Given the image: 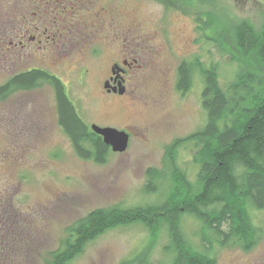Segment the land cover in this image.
I'll return each mask as SVG.
<instances>
[{
  "label": "rangeland",
  "instance_id": "obj_1",
  "mask_svg": "<svg viewBox=\"0 0 264 264\" xmlns=\"http://www.w3.org/2000/svg\"><path fill=\"white\" fill-rule=\"evenodd\" d=\"M38 1L0 0V85L31 68L48 71L61 80L89 129L92 124L114 126L130 138L125 152H111L105 164L96 165L80 160L58 127L50 86L16 91L0 101V207L6 216L0 264H43L59 248L66 228L92 210L158 201L159 196L144 194L145 171L162 169L165 147L201 129L206 120L200 104L202 79L193 75L190 91L182 96L175 88L178 64L198 58L214 66L226 86L243 66L234 47L233 23L247 20L260 28L264 14V0H214L226 18L211 16L207 28L201 21H206L203 12L208 8L199 0H192L195 9L201 7L198 15L165 8L156 0H93L95 7L87 1L74 18ZM102 5L110 10L103 12ZM58 13L78 35L65 48L63 43L59 51L54 47L56 53L37 42L21 50V32H39L42 42L51 38ZM111 28L118 43L107 42ZM215 34L221 46L207 39ZM127 45L145 67L131 75V96L109 98L101 81L111 57ZM194 154L188 144L175 157V165L191 182L197 171ZM252 222L261 228L256 246L244 252L213 243L215 264H264V211L252 212ZM200 230L199 222L184 216V239L202 251ZM149 243L140 225L117 228L89 244L70 264H123ZM168 243L162 228L145 264H171Z\"/></svg>",
  "mask_w": 264,
  "mask_h": 264
},
{
  "label": "trees",
  "instance_id": "obj_2",
  "mask_svg": "<svg viewBox=\"0 0 264 264\" xmlns=\"http://www.w3.org/2000/svg\"><path fill=\"white\" fill-rule=\"evenodd\" d=\"M156 1L185 14L198 15L201 8L195 9L192 0ZM199 4L208 8L203 12L206 21H201L205 27L210 28L211 16L226 18L214 0H199ZM232 35L243 66L239 65L226 86L220 84L217 69L198 58L183 60L176 68L175 88L182 96L190 91L193 75L201 77L200 104L206 120L201 129L165 147L162 169L145 171L144 194L160 199L90 211L66 228L59 248L49 252L43 264H70L108 231L133 225L142 226L151 243L165 228L169 240L165 251L171 264H215L210 256L213 243L244 252L256 246L261 228L253 224L252 212L264 211V14L260 28L247 20L234 22ZM207 39L221 46L218 34ZM247 60L250 63H245ZM42 84L53 90L57 125L75 155L96 165L105 164L110 148L79 116L58 77L40 68L18 73L0 85V101ZM188 144L195 152L194 182L175 165L178 149ZM184 216L200 223L202 251L184 239ZM151 243L123 264H145Z\"/></svg>",
  "mask_w": 264,
  "mask_h": 264
},
{
  "label": "flooded vegetation",
  "instance_id": "obj_3",
  "mask_svg": "<svg viewBox=\"0 0 264 264\" xmlns=\"http://www.w3.org/2000/svg\"><path fill=\"white\" fill-rule=\"evenodd\" d=\"M40 1L42 2V0H39L38 2ZM87 1H88V5L94 6L95 2L93 0H44V2L42 3L43 5L45 3L51 6L53 5L52 7L54 9H57V11L58 10L65 11V13L70 14L69 15L70 17L74 18L75 15L79 11L82 10V8L87 3ZM103 7H104L103 5L100 7L103 12L106 11L107 9L110 10L109 7L108 8H103ZM53 18L55 19H54V22L51 23V27H54V29L55 28L56 29L55 31H53L54 34L51 36V38L49 39L46 38V40L42 42V40L40 39L42 36L39 34V32H37L35 36H29L28 35L29 31H25L24 35L21 32L22 41H19L18 43L20 45L21 50H24V49L30 50L32 46L31 45L29 46V43L32 42L34 45L35 42H37L38 45L44 43L45 49L47 48V46H49V49H46V51L51 50L55 52L56 50L54 51L53 49L54 47L58 50L61 46L60 44L63 43L62 44L63 48H65V45H67V43H70V41L78 35V31L73 32L72 26L74 25L69 24L71 23L69 19H65V18L61 19L60 13L55 14V17ZM80 21H81L80 19L77 20V22H80ZM112 26L113 25H111V27ZM35 29L36 28H34L33 30ZM108 35L109 36H107L108 37L107 42L109 44H112V43L114 44V43L119 42L118 40L119 37H116V35L112 31V28ZM109 47L112 48V45ZM93 52L95 53L98 51L94 49ZM66 53L67 52H64L63 54L68 55V53L67 54ZM144 67L145 66L143 64H140V58L137 56V52L135 49L128 47V45L126 47L122 46L121 50L117 51L116 55L111 57L108 70H107V74L101 81V86L104 90L103 94L109 98H123L125 96H131L130 89H129L130 81H132L131 75H133V73L136 70L142 69ZM105 127L116 128L114 126H105ZM126 133L129 135V138H130V134L128 132ZM5 158L6 160L9 159L6 155H5ZM5 217L6 216H4V212H2L1 207H0V247H2L1 240L5 238L4 237V234L6 231V227L4 224Z\"/></svg>",
  "mask_w": 264,
  "mask_h": 264
},
{
  "label": "water",
  "instance_id": "obj_4",
  "mask_svg": "<svg viewBox=\"0 0 264 264\" xmlns=\"http://www.w3.org/2000/svg\"><path fill=\"white\" fill-rule=\"evenodd\" d=\"M93 133L101 137L103 143L110 148L113 153H123L126 151L129 135L116 128L112 127H100L95 124L90 126Z\"/></svg>",
  "mask_w": 264,
  "mask_h": 264
}]
</instances>
